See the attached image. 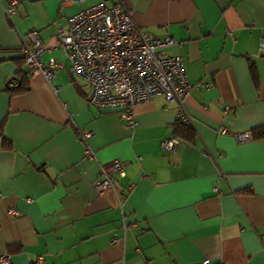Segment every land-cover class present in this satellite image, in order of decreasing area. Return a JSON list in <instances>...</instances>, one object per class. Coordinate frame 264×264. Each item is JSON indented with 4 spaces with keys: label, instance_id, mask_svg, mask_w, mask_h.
<instances>
[{
    "label": "crops",
    "instance_id": "0c3cea01",
    "mask_svg": "<svg viewBox=\"0 0 264 264\" xmlns=\"http://www.w3.org/2000/svg\"><path fill=\"white\" fill-rule=\"evenodd\" d=\"M16 1L8 17L12 5L0 0V126L11 145L0 136V255L11 264H264V138H235L264 125V0ZM98 3H122L154 36L183 43L159 51L182 58L192 143L160 147L176 100L138 104L132 129L117 110L88 104L58 31ZM31 30L41 59L60 66L49 81L27 74L29 90L10 97ZM115 159L123 175L95 192L100 167Z\"/></svg>",
    "mask_w": 264,
    "mask_h": 264
},
{
    "label": "built area",
    "instance_id": "2783aa9c",
    "mask_svg": "<svg viewBox=\"0 0 264 264\" xmlns=\"http://www.w3.org/2000/svg\"><path fill=\"white\" fill-rule=\"evenodd\" d=\"M16 0L5 12L14 13ZM58 46H61L71 63L72 72L90 87L88 104L97 111L115 109L127 128L136 126L134 109L143 102L161 95L168 101H178L180 114L186 124L189 117L182 113L185 98L191 84L184 72L180 55H166L159 51L163 46L182 45L171 36L158 38L144 26L136 24L131 12L122 4L106 6L98 3L67 18V27L59 28ZM23 65L28 75L40 73L50 80L60 63L54 58L44 62L41 53L45 49L36 30L27 33L22 44ZM259 49L264 52V30L259 38ZM15 81H9L12 86ZM229 109V108H226ZM219 133L228 134L224 127ZM91 133L82 135L89 138ZM237 141L252 139L250 132L239 133ZM180 138L172 135L164 138L163 151L173 150ZM123 175V161L115 159L109 167L101 166L97 177L90 184L97 193L113 188L115 176ZM10 216H18L16 208L8 209ZM41 258L37 259L40 262ZM207 264L208 261H205ZM0 264H11V257L0 255Z\"/></svg>",
    "mask_w": 264,
    "mask_h": 264
},
{
    "label": "trees",
    "instance_id": "16d2710c",
    "mask_svg": "<svg viewBox=\"0 0 264 264\" xmlns=\"http://www.w3.org/2000/svg\"><path fill=\"white\" fill-rule=\"evenodd\" d=\"M23 59L19 58L18 61H16L18 69L14 73V76L10 79L11 81L14 80L15 84L12 86H8L6 84L5 91L7 92L8 96H16L21 95L29 90V82H28V75L26 71L22 68L23 66ZM250 70L253 78H256L255 74V68L254 65H250ZM9 80V81H10ZM3 124V123H2ZM1 124V125H2ZM252 139H262L264 138V125L256 126L252 128L251 130ZM173 135L180 138V140L186 141L188 143H192L195 139V132L194 129L190 124H186L182 119H177L173 123ZM0 136L2 137V140L4 141L5 147L9 148L11 147L10 142H8L4 135H2V126H0Z\"/></svg>",
    "mask_w": 264,
    "mask_h": 264
}]
</instances>
